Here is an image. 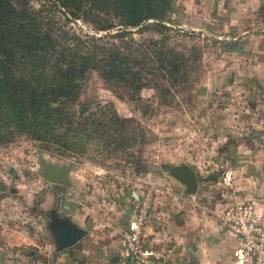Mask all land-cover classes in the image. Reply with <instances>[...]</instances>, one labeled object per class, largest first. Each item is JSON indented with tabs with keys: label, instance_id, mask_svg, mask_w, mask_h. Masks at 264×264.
Here are the masks:
<instances>
[{
	"label": "crops",
	"instance_id": "0c3cea01",
	"mask_svg": "<svg viewBox=\"0 0 264 264\" xmlns=\"http://www.w3.org/2000/svg\"><path fill=\"white\" fill-rule=\"evenodd\" d=\"M255 1L226 0L222 11L215 8L221 0H211L209 8L205 0H183V29L215 39L212 53L207 54L214 68L212 154L202 160L207 168L192 167L189 158L183 159L197 176L196 192L184 194L183 187L160 170L123 174L115 189L107 186V198L95 199L72 181L71 175L78 172L70 170V185L53 188L48 231L26 233L25 247L39 245L34 252L22 250L9 257L7 264H131L120 239L141 182L165 184L170 191L149 212L140 238L144 250L166 257L171 264H237V240L217 214L231 202L257 200L264 186V34L254 32L264 30L245 28L254 21L257 7H262L261 0ZM191 4L204 10L200 27H192L193 20L186 18L193 10ZM209 28L216 31L210 33ZM42 193L46 203L49 195ZM62 225L79 237L58 249Z\"/></svg>",
	"mask_w": 264,
	"mask_h": 264
},
{
	"label": "trees",
	"instance_id": "16d2710c",
	"mask_svg": "<svg viewBox=\"0 0 264 264\" xmlns=\"http://www.w3.org/2000/svg\"><path fill=\"white\" fill-rule=\"evenodd\" d=\"M51 2L66 16L106 32L77 34L43 20L26 0H0V144L24 134L45 150L73 156L70 151L94 132L115 149L135 143L136 134L128 125L133 118L119 116L110 104L97 106L100 117L89 121L75 116L72 107L80 81L90 70L115 95L129 91L132 99L149 84L156 87V81L183 82L187 57L170 47L162 34L171 29L166 23L174 12L173 0ZM144 31L162 35L132 37L133 32ZM167 87L160 85L157 90L167 95ZM86 124L91 127L88 133ZM142 162L141 157L134 159L133 175L153 172H135Z\"/></svg>",
	"mask_w": 264,
	"mask_h": 264
},
{
	"label": "rangeland",
	"instance_id": "374dc122",
	"mask_svg": "<svg viewBox=\"0 0 264 264\" xmlns=\"http://www.w3.org/2000/svg\"><path fill=\"white\" fill-rule=\"evenodd\" d=\"M26 1L43 20L55 27L96 36L106 32L93 30L91 24L81 18L66 16L61 8L52 5L51 0ZM205 2V8H209L211 0ZM173 4L174 12L168 15L170 23H166L171 29L162 34L170 47L187 57V61L183 62V72L187 73L183 82L171 85L168 80H159L156 87L149 84L139 91L138 98L132 99L127 93L129 91H120V97L115 95L97 72L90 70L80 81L81 88L72 107L75 116L89 121L100 117L97 116V106L110 104L119 116L133 118L128 125L136 134L135 143L115 149L113 143L105 144L103 137L94 132L76 150L70 151L73 156L45 150L24 134H15L9 141L0 144V264H7L6 259L22 250L34 252L39 243L33 242L25 247L27 231L33 236L48 231V213L54 209L52 195L56 184L48 183L39 175L41 162L58 165L70 162V170L78 172V177L71 175L72 181L95 199L107 198V186L115 189L122 182L123 174L132 176V164L137 157H141L143 165L135 172L145 169L153 170V173L160 170L166 172V165L178 164L185 158L191 160L189 164L192 167L203 165L207 168L202 160L212 154L210 139L213 133L210 128L215 109V92L211 82L214 68L207 54L212 53V40L215 39L211 35H200L196 30L188 33V29H183V0H173ZM226 4V0H221L215 8L225 9ZM191 5L193 10L186 18L193 20L192 27H200V16L204 10ZM261 6L257 7L254 21L245 24V28L264 30V0H261ZM213 30L207 29L210 33ZM162 34L133 32L132 37L142 40L146 37L159 38ZM160 85L168 86L167 95L159 93L157 88ZM80 107L83 108L81 113ZM88 130H91L90 126H87V133ZM141 134L144 135L142 141ZM42 192L49 195L46 203L42 202Z\"/></svg>",
	"mask_w": 264,
	"mask_h": 264
},
{
	"label": "built area",
	"instance_id": "2783aa9c",
	"mask_svg": "<svg viewBox=\"0 0 264 264\" xmlns=\"http://www.w3.org/2000/svg\"><path fill=\"white\" fill-rule=\"evenodd\" d=\"M169 192L165 184H138L120 239L123 254L131 264H171L162 255L148 253L140 241L153 204ZM217 217L237 240L236 263L264 264V186L257 200L231 202L218 212Z\"/></svg>",
	"mask_w": 264,
	"mask_h": 264
},
{
	"label": "water",
	"instance_id": "95a60500",
	"mask_svg": "<svg viewBox=\"0 0 264 264\" xmlns=\"http://www.w3.org/2000/svg\"><path fill=\"white\" fill-rule=\"evenodd\" d=\"M83 110L79 108V113ZM72 165L67 162L65 165L49 164L41 162V171L39 175L48 183L58 184L62 186H69L70 181L68 178V171H70ZM167 174L176 180L182 187L183 193L191 195L196 192L198 179L194 173V170L186 163L179 162L175 165H166L164 167ZM211 177V175L206 176ZM79 234H73L66 225H62L57 233L58 245L57 248L61 249L72 244Z\"/></svg>",
	"mask_w": 264,
	"mask_h": 264
},
{
	"label": "flooded vegetation",
	"instance_id": "af4514ba",
	"mask_svg": "<svg viewBox=\"0 0 264 264\" xmlns=\"http://www.w3.org/2000/svg\"><path fill=\"white\" fill-rule=\"evenodd\" d=\"M48 218L51 220L52 219V217H51V214L49 213V215H48Z\"/></svg>",
	"mask_w": 264,
	"mask_h": 264
}]
</instances>
